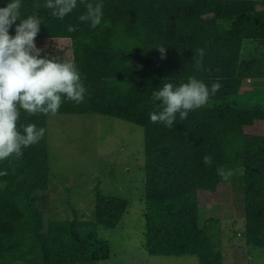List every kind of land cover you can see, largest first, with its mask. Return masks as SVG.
<instances>
[{
    "label": "trees",
    "instance_id": "1",
    "mask_svg": "<svg viewBox=\"0 0 264 264\" xmlns=\"http://www.w3.org/2000/svg\"><path fill=\"white\" fill-rule=\"evenodd\" d=\"M88 2L77 0L72 12L58 18L46 0H22V15L42 18L34 37L40 55L73 59L86 92L80 102L63 100L55 113L20 109L18 126L33 122L45 131L19 156L0 160V264H98L111 258L98 226L117 227L129 206L126 198L97 192L93 219H44L39 203L47 198L52 174V114L107 115L144 128V243L150 255L223 264L215 221L201 222L200 216L216 201L221 183L242 193L245 244L264 249V98L261 89L250 93L243 86L245 79L264 75V0H102V21L95 27L78 19ZM161 43L163 58L155 48ZM188 76L209 85L218 81L219 87L173 125L152 121L149 112L158 103L153 88Z\"/></svg>",
    "mask_w": 264,
    "mask_h": 264
},
{
    "label": "rangeland",
    "instance_id": "2",
    "mask_svg": "<svg viewBox=\"0 0 264 264\" xmlns=\"http://www.w3.org/2000/svg\"><path fill=\"white\" fill-rule=\"evenodd\" d=\"M260 58L264 60V56ZM243 86L250 93L253 88L264 89V75L245 79ZM259 94L264 98L262 90ZM144 141V128L121 118L100 114L49 115L47 151L52 174L44 192L47 198L39 203L44 219H93L97 192L124 197L129 206L119 225L98 226V235L111 245V258L98 264H199L196 256L150 255L145 248ZM243 205L240 190L233 189L230 183H221L216 201L200 211L201 222L215 221L213 235L222 250L235 241L245 247ZM250 250L249 263L264 264V249Z\"/></svg>",
    "mask_w": 264,
    "mask_h": 264
},
{
    "label": "clouds",
    "instance_id": "3",
    "mask_svg": "<svg viewBox=\"0 0 264 264\" xmlns=\"http://www.w3.org/2000/svg\"><path fill=\"white\" fill-rule=\"evenodd\" d=\"M46 7L53 16L63 18L77 7V0H46ZM85 7L78 19L92 27L100 24L102 0H89ZM21 8L22 0H4L0 4V160L11 154L19 156L23 147L44 134L45 129L33 122L18 126L20 109L55 113L63 100L80 102L86 92L81 71L73 59H58L50 53L40 55L42 48L37 47L34 37L40 31L42 18L35 13L22 15ZM73 27L69 24L68 31ZM165 45L155 47L161 58L165 56ZM198 51L202 57L204 49ZM218 87V81L209 85L195 76L178 83L165 80L152 90V99L158 103L156 110L149 112V118L171 126L177 115L183 119L190 110L205 105ZM203 160L208 163L211 156L205 154Z\"/></svg>",
    "mask_w": 264,
    "mask_h": 264
},
{
    "label": "crops",
    "instance_id": "4",
    "mask_svg": "<svg viewBox=\"0 0 264 264\" xmlns=\"http://www.w3.org/2000/svg\"><path fill=\"white\" fill-rule=\"evenodd\" d=\"M220 250L222 252L223 264H250L249 261L252 260L250 247H248L246 244L245 247L240 246V243H238L237 241H235L231 246L227 247L226 249Z\"/></svg>",
    "mask_w": 264,
    "mask_h": 264
}]
</instances>
